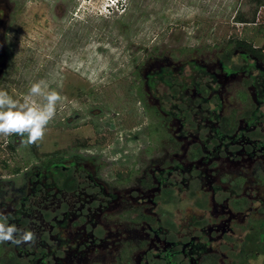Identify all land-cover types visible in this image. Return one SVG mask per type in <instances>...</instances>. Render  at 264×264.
I'll list each match as a JSON object with an SVG mask.
<instances>
[{
	"label": "flooded vegetation",
	"instance_id": "flooded-vegetation-1",
	"mask_svg": "<svg viewBox=\"0 0 264 264\" xmlns=\"http://www.w3.org/2000/svg\"><path fill=\"white\" fill-rule=\"evenodd\" d=\"M226 44L120 87L142 109L123 136L0 142V211L37 237L0 264H264V51ZM61 114L51 128L82 126Z\"/></svg>",
	"mask_w": 264,
	"mask_h": 264
},
{
	"label": "rangeland",
	"instance_id": "rangeland-1",
	"mask_svg": "<svg viewBox=\"0 0 264 264\" xmlns=\"http://www.w3.org/2000/svg\"><path fill=\"white\" fill-rule=\"evenodd\" d=\"M103 3L0 0V89L20 99L32 82L44 80L62 97L54 120L73 110V121L82 125L59 130L51 121L37 141L42 151L104 129L123 136L131 117L142 119V109L127 107L120 87L134 82L135 88L149 68L170 63L178 70L190 57L209 60L227 40L264 24V0H126L123 11L113 13ZM252 45L264 51V35ZM8 137L0 135V142ZM13 137L11 156L30 150Z\"/></svg>",
	"mask_w": 264,
	"mask_h": 264
},
{
	"label": "clouds",
	"instance_id": "clouds-1",
	"mask_svg": "<svg viewBox=\"0 0 264 264\" xmlns=\"http://www.w3.org/2000/svg\"><path fill=\"white\" fill-rule=\"evenodd\" d=\"M62 97L44 81L32 82L28 92L20 99L0 89V135L16 136L24 145L42 140L45 129L54 120ZM36 233L9 222L8 215L0 211V243L34 246Z\"/></svg>",
	"mask_w": 264,
	"mask_h": 264
},
{
	"label": "built area",
	"instance_id": "built-area-1",
	"mask_svg": "<svg viewBox=\"0 0 264 264\" xmlns=\"http://www.w3.org/2000/svg\"><path fill=\"white\" fill-rule=\"evenodd\" d=\"M126 0H104L102 8L107 13H113L114 11H123Z\"/></svg>",
	"mask_w": 264,
	"mask_h": 264
},
{
	"label": "trees",
	"instance_id": "trees-1",
	"mask_svg": "<svg viewBox=\"0 0 264 264\" xmlns=\"http://www.w3.org/2000/svg\"><path fill=\"white\" fill-rule=\"evenodd\" d=\"M238 19H239L238 20L239 22H244V23L248 22V21L244 20L243 18H238ZM252 30H253L252 33H248L247 35L244 34V36L240 39L241 40L248 39L250 41H253L255 36H263L264 35V24H259L258 26H255ZM227 41H229V40H227ZM225 46L227 47L228 45L225 44Z\"/></svg>",
	"mask_w": 264,
	"mask_h": 264
}]
</instances>
